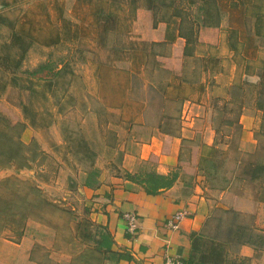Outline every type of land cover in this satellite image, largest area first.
Listing matches in <instances>:
<instances>
[{
    "label": "rangeland",
    "instance_id": "1",
    "mask_svg": "<svg viewBox=\"0 0 264 264\" xmlns=\"http://www.w3.org/2000/svg\"><path fill=\"white\" fill-rule=\"evenodd\" d=\"M241 15L242 32L235 28ZM203 79L214 88L205 109L182 85ZM185 91L200 127L211 126L206 139L215 142H184L168 173L177 171L185 197L198 176L206 181L211 211L201 248L216 242L211 250L220 256L236 255L243 244L264 245L255 230L264 217V112L254 108L264 110V0H0V135L13 126L27 146L17 157L29 158L26 167H0V234L25 233L35 222L66 233L77 219L90 226L81 192L87 173L125 175L118 127L142 112L120 106L146 104L143 112L155 123L165 113L182 114ZM243 112L257 125L261 120L253 152L251 142L241 144ZM134 132L145 136L139 127ZM8 141L0 140L6 155L14 149ZM158 161L151 156L140 170H155ZM229 233L239 243L217 245ZM256 258L248 264L263 261Z\"/></svg>",
    "mask_w": 264,
    "mask_h": 264
},
{
    "label": "crops",
    "instance_id": "2",
    "mask_svg": "<svg viewBox=\"0 0 264 264\" xmlns=\"http://www.w3.org/2000/svg\"><path fill=\"white\" fill-rule=\"evenodd\" d=\"M256 20L252 24L254 31L260 25L258 18ZM235 24V28L241 32L247 29L243 15ZM162 40L166 39L156 38L154 42ZM204 82V79L198 85L186 80L182 82V85L188 86L185 89H193L198 93L197 106L203 109L208 103L206 96L214 89ZM174 83L170 89H173ZM185 94L181 115L172 117L165 113L155 123L150 122L143 112L148 109L146 104L123 103L120 106L124 110L131 107L142 111L135 120L132 119L134 117H128L118 127L124 151L123 170L139 172L142 163L151 156H157L159 161L155 171L167 174L178 164L184 142L194 143L192 141L199 136L205 144H214V137H205L206 130L211 126L206 128L205 124V130L200 127L201 119L194 113L196 104L190 102L191 95L187 91ZM201 97L206 100H201ZM188 102L191 105L187 107ZM167 108L168 105L165 106ZM254 108H258V112L263 114L264 110L257 103ZM256 120L251 114L244 112L240 119L243 127L241 144L243 146L244 142H251L250 152L254 151L259 141L257 132L261 120L258 125ZM132 122L138 123L133 126L134 129L131 128ZM151 125H154L153 132L148 131ZM137 127L143 130L144 137L134 132ZM167 142L170 143L168 147ZM200 157V152L193 153V164H196L197 169ZM203 178L198 176L194 180L193 191L185 197L183 182H175L167 191L153 195L123 175L109 176L103 173L99 176L97 185L89 187L84 183L81 188L85 200L86 222L90 226L85 227L83 221L77 219L71 224L72 231L66 233L61 228L35 222L25 233H2L0 264H167L168 259L189 261L193 235L202 231L211 211V203L205 194L206 181ZM261 203V206L264 205V202ZM178 210L185 211L187 216L178 230H171L167 226V220ZM126 212H133L138 217L139 228L135 234L127 231V223L123 217ZM255 230L264 234V217L257 220ZM106 231L108 233H104ZM239 254L253 260L256 257L258 260L262 258L263 261L259 264H264V245L255 242L243 244Z\"/></svg>",
    "mask_w": 264,
    "mask_h": 264
},
{
    "label": "trees",
    "instance_id": "3",
    "mask_svg": "<svg viewBox=\"0 0 264 264\" xmlns=\"http://www.w3.org/2000/svg\"><path fill=\"white\" fill-rule=\"evenodd\" d=\"M58 34H60V32ZM56 37L57 39H53L52 42H57V40L59 39V35ZM63 69L64 66L59 69L57 68L55 70L53 69L52 70L53 72L50 73L51 76L48 78L54 79L55 77H58L63 72ZM11 125H14L12 121H11ZM14 126L20 128L25 127L24 123L21 122L15 123ZM10 128H12L11 133L2 132L7 137V140H9L4 144H10L12 147H14V149L8 155L4 154V151L0 152V167L12 162H15L19 167L29 166L27 163L29 159L28 155L24 153L25 155L23 154L21 159L17 157V155H21L23 148L26 149L27 146L21 140L20 133L12 132L14 129L13 126ZM4 135H0V140L2 139V137H4ZM124 176L128 180L140 184L147 193L156 195V194H161L167 191L168 189H170L177 180L178 173L177 171H175V172L163 174L155 170H151V171L139 170V172L136 173L126 171ZM98 183H99L98 171H93V172L91 171L87 173V177L85 180L86 186L93 187ZM223 190H225V188H223ZM47 204L54 207L56 206L55 203L49 201H47ZM220 228H221V224L219 225V229ZM104 233H108V231ZM229 234L230 235H227V237L224 240H222L221 243H217V245H222L224 243L229 245H234L239 243L241 237L238 234L235 233L234 234L229 233ZM201 239H203L202 231L195 233L193 235L191 255L189 261H186L185 263L187 264H248L252 260L251 257L242 256L239 254V252L236 255L227 252L225 255L221 254L222 256L221 255L219 256L218 253H214L211 250L212 246L214 245L216 246V242L212 243L211 247L205 251L204 248H201L202 246ZM203 247L206 248L205 244H203Z\"/></svg>",
    "mask_w": 264,
    "mask_h": 264
},
{
    "label": "built area",
    "instance_id": "4",
    "mask_svg": "<svg viewBox=\"0 0 264 264\" xmlns=\"http://www.w3.org/2000/svg\"><path fill=\"white\" fill-rule=\"evenodd\" d=\"M187 216V213L183 210L176 211L172 216L167 220V226L171 230H178L182 221ZM126 223H127V231L129 233L135 234L139 228L138 217L133 212H126L123 215ZM167 264H187L184 261L180 260H167Z\"/></svg>",
    "mask_w": 264,
    "mask_h": 264
}]
</instances>
